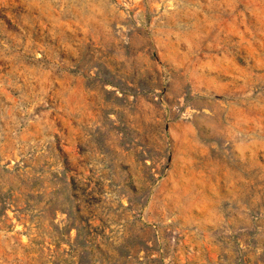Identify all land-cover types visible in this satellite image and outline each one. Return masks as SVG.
I'll list each match as a JSON object with an SVG mask.
<instances>
[{"label": "rangeland", "instance_id": "1", "mask_svg": "<svg viewBox=\"0 0 264 264\" xmlns=\"http://www.w3.org/2000/svg\"><path fill=\"white\" fill-rule=\"evenodd\" d=\"M0 264H264V0H0Z\"/></svg>", "mask_w": 264, "mask_h": 264}]
</instances>
